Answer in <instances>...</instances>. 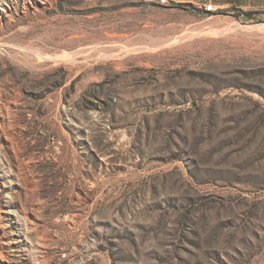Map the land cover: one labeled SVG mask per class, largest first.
<instances>
[{
  "label": "rangeland",
  "instance_id": "374dc122",
  "mask_svg": "<svg viewBox=\"0 0 264 264\" xmlns=\"http://www.w3.org/2000/svg\"><path fill=\"white\" fill-rule=\"evenodd\" d=\"M0 264H264V0H0Z\"/></svg>",
  "mask_w": 264,
  "mask_h": 264
},
{
  "label": "built area",
  "instance_id": "2783aa9c",
  "mask_svg": "<svg viewBox=\"0 0 264 264\" xmlns=\"http://www.w3.org/2000/svg\"><path fill=\"white\" fill-rule=\"evenodd\" d=\"M206 9H207V11H213L214 5L213 4L206 5Z\"/></svg>",
  "mask_w": 264,
  "mask_h": 264
},
{
  "label": "bare ground",
  "instance_id": "6f19581e",
  "mask_svg": "<svg viewBox=\"0 0 264 264\" xmlns=\"http://www.w3.org/2000/svg\"><path fill=\"white\" fill-rule=\"evenodd\" d=\"M7 4V3H6ZM3 8V7H2ZM6 9L5 7L3 8V10Z\"/></svg>",
  "mask_w": 264,
  "mask_h": 264
}]
</instances>
